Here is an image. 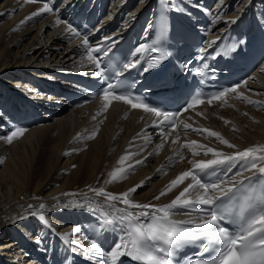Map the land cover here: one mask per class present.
I'll list each match as a JSON object with an SVG mask.
<instances>
[{"label": "bare ground", "instance_id": "1", "mask_svg": "<svg viewBox=\"0 0 264 264\" xmlns=\"http://www.w3.org/2000/svg\"><path fill=\"white\" fill-rule=\"evenodd\" d=\"M129 1L117 0L110 5L111 11L116 7L114 13L121 21L117 22L120 29L130 25L125 22H129V18L124 21V15L117 13L125 10ZM139 1L138 7L129 10L130 13L134 11L136 15L143 6L155 2ZM258 1L218 0L213 11L224 15L215 28L226 29L232 17H239L248 10L247 5L253 6ZM44 3L0 0V264H49L55 254L69 247L92 257L97 251L91 250L80 225H86L87 230L107 229L116 227L120 210L138 216L151 211V207L145 210L109 200L108 194L119 195L144 181L129 194L131 203L165 208L191 183V178L165 196L155 197L181 172L188 171L192 161L213 159L212 154H204L206 148L229 155L237 150L264 146V66L233 95L211 104L200 103L182 115V122L191 129L218 132L235 148L191 129L172 131L169 136L159 138L152 129H143L149 123L148 115L116 100L106 102L102 98L68 109L58 93L48 97L45 93L54 89L53 84L62 82L57 76L59 73L89 71L91 65L87 64V55L80 46L70 40L67 28L58 24L52 14L44 13L20 24ZM171 5L181 11L180 6ZM110 18L106 23L113 26L115 19ZM30 81L44 85L37 91L29 85ZM31 98L58 112L44 123L23 128L21 135L7 142L12 131L6 130L4 125L6 112L13 123L18 117L9 110L18 104L26 105ZM105 103H108L107 109ZM16 128L19 127L15 125ZM183 143L188 147H182ZM201 145L205 147H199ZM126 149L135 153L127 164L144 162L109 182L110 173L122 167L118 161L128 154ZM182 155L185 158L177 161ZM263 162L258 161L257 167ZM247 166L251 168L249 162ZM160 175L163 178L149 185L150 179ZM92 189H103L106 195H97ZM198 191L192 190L186 198ZM40 205L45 207L41 209ZM41 214L47 223L39 219ZM104 218L114 219L115 225H104ZM77 227L79 232H73ZM69 233L72 242L66 243L63 236Z\"/></svg>", "mask_w": 264, "mask_h": 264}, {"label": "snow or ice", "instance_id": "2", "mask_svg": "<svg viewBox=\"0 0 264 264\" xmlns=\"http://www.w3.org/2000/svg\"><path fill=\"white\" fill-rule=\"evenodd\" d=\"M52 10L53 8L45 2L43 7L38 11L31 13V15L26 17L25 20H22L20 24L23 25L34 17L41 16ZM169 10L173 9L169 6L168 0H166L165 5L163 6V13L158 20L159 42L151 47L141 43L132 53L133 62L125 63L123 65L125 69L130 70L141 66V61L137 59V57L147 51H151L154 54L159 53V57L154 55L151 58L153 62L148 63L147 67H143L144 73H148L153 69L160 67V64L169 58L167 48L165 47L169 30V22L166 13ZM237 19L229 20L228 23L234 24L237 22ZM56 22L58 24L61 23L59 19H57ZM155 23L157 22L150 23L149 28H153ZM17 27H19V25ZM13 30L15 31L17 29ZM66 31L72 35H78L77 29L71 25L68 26ZM112 42L111 38H106L100 46L85 48L87 52V60L94 65L96 70L95 74L98 77L105 76V70L101 67L102 58L100 54L103 53L104 56L107 57L108 53L105 51L104 44ZM83 43L84 45H87V38H85ZM211 43L214 44L216 42L212 41ZM185 67L187 68V65H185ZM197 71H199V69H197ZM117 75H119V73H117ZM117 88L118 85L109 83L107 87L104 88L103 99L106 102L110 99L124 101L126 104L131 105L132 108H142L145 112L154 113L158 120L160 117H163V120H159V125L169 124L174 119L172 114L158 109L157 107L149 106L146 103H134L133 97L117 94ZM231 91L235 92L236 89L233 88ZM223 96L224 92H220L219 96H214L212 99H219ZM201 102L200 99L193 100L192 103L188 105V108H193ZM208 102L211 104V99ZM248 102L255 103V101L251 100H248ZM104 107L107 109L108 103H105ZM94 118L95 117H93V119ZM225 123L229 122L225 121ZM173 127H175V125H173ZM185 128L188 129L189 126L185 125ZM191 130L200 134L207 133L209 136L217 138L221 144L227 145L229 148L236 147L228 140L224 139L218 132L210 131L208 129ZM24 131L23 128H16L12 131L11 135L6 138L7 142L10 143L12 139L17 138ZM92 136L94 137L95 133H93ZM173 143H175V141H173ZM192 143L196 144L195 141ZM182 147H188V145L185 144L182 145ZM199 147L204 148L205 146L201 145ZM126 153L128 154L122 155L118 161V164L122 167H118L110 173L111 179L109 182L115 181L121 175L126 174L128 170L144 162L143 160H138L135 161V164H127V161L131 159L135 153H130L127 149ZM209 153L212 154L214 157L213 159L192 161V167L188 171L181 172L175 179L170 181L165 191H161L159 196L155 197V199H159L161 196H165L167 192L179 186L187 178H191V183L183 188L179 195L172 200L170 205L157 210L161 213L159 219L153 217L151 221L145 222L140 219V216H134L133 213H128L127 216H122L120 218L122 223L124 221L127 222L123 223V226L120 228V231L124 233V235L117 243H115L108 253L113 264H116L121 256H129L133 261L141 262V264H171V250L178 248L185 242L198 240L202 241L203 252L209 253L210 255L215 253L210 264H264V203H253L254 196L249 197L248 190L243 187L247 182V179L250 178H246L245 180H234L231 183V186H223V182L220 184L202 182L201 178V173H205L206 170H209L214 166L227 164L233 160L248 161L251 164V168L245 166V171L255 170V172L264 176V167H257L258 161H264V155H258V153H264V146L249 147L243 151L237 150L233 155H225L222 152L208 147L204 154L207 155ZM144 183V181H141L140 185H136L128 189L127 192L119 195L108 194L107 198L109 200H119L129 207L147 210L153 206L147 204L134 205L128 199L129 194L135 192L136 189ZM250 187L251 185H249V188ZM193 189H202V194H200L197 199L186 198ZM92 191H96L97 195H106L103 189L98 191L92 189ZM244 197H249L247 204L250 206L247 207L246 210L241 209V211L244 212V216L241 221L239 232H230L227 227L221 226L228 218L226 210H223L221 205L226 201L233 199L239 204ZM262 198H264V190H262ZM194 204L207 207L201 209V211H204L206 218H202L193 229L182 227L185 223L184 221H174L169 219V209L178 206L191 207ZM29 207L31 208L32 206ZM44 207V205H40L41 209ZM140 215H151V213L145 211ZM39 219L47 223L43 214L39 216ZM115 223L116 221L114 219H103L104 225H115ZM79 230V227H77L73 229V232H79ZM70 236L71 233L65 234L63 240L66 243H71ZM90 245L91 250H99V242L97 240H90ZM105 264H107L106 261Z\"/></svg>", "mask_w": 264, "mask_h": 264}, {"label": "rangeland", "instance_id": "3", "mask_svg": "<svg viewBox=\"0 0 264 264\" xmlns=\"http://www.w3.org/2000/svg\"><path fill=\"white\" fill-rule=\"evenodd\" d=\"M61 85L63 84L62 82L60 83ZM164 175V174H163ZM163 175H160V176H157L156 178H154V179H150V183H149V185L150 184H152V183H154L155 181H157V180H160L161 179V177L163 178ZM154 181V182H153ZM145 187H147V186H145ZM143 191V190H142ZM141 192V191H140ZM139 192V193H140ZM99 220H100V218H99ZM81 227V229H83V230H85V228H86V225H80Z\"/></svg>", "mask_w": 264, "mask_h": 264}]
</instances>
